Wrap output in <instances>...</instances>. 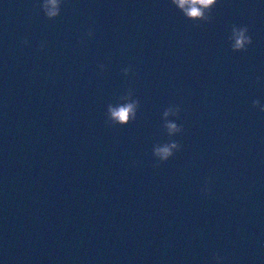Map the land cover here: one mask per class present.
Instances as JSON below:
<instances>
[{
  "label": "water",
  "instance_id": "obj_1",
  "mask_svg": "<svg viewBox=\"0 0 264 264\" xmlns=\"http://www.w3.org/2000/svg\"><path fill=\"white\" fill-rule=\"evenodd\" d=\"M42 3L0 0V264H264V0Z\"/></svg>",
  "mask_w": 264,
  "mask_h": 264
},
{
  "label": "clouds",
  "instance_id": "obj_2",
  "mask_svg": "<svg viewBox=\"0 0 264 264\" xmlns=\"http://www.w3.org/2000/svg\"><path fill=\"white\" fill-rule=\"evenodd\" d=\"M218 0H171V4L175 6L177 10H179L184 17L189 20L199 21L206 20L208 18V13L210 10L216 5ZM62 0H43V3L39 5L44 15L48 19H55L60 15ZM88 36H92V32L89 31L87 33ZM233 51H244L247 49L249 45L252 44V38L248 35L247 27H233L232 35H231ZM43 48V45H41ZM128 69H125V74H127ZM255 106L260 109L261 112H264V105L260 104V101L254 102ZM137 108V102L133 101L131 103H127L124 106L119 107L118 109H111L110 113L112 118H114L119 123H127L129 116H135ZM180 113L179 106H169L163 113L164 118V128L167 131L169 136L180 134L183 129L181 126H178L177 123L169 121L168 117H178ZM179 145L177 143L164 144L163 146H157L154 149L155 156L161 160H167L174 153L173 150H179ZM205 192L208 190L205 189ZM217 264H220L221 258L219 256L216 257Z\"/></svg>",
  "mask_w": 264,
  "mask_h": 264
}]
</instances>
